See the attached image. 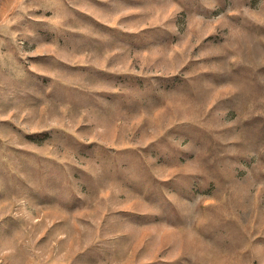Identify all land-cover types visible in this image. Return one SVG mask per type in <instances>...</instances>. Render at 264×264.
Segmentation results:
<instances>
[{
	"label": "rangeland",
	"instance_id": "obj_1",
	"mask_svg": "<svg viewBox=\"0 0 264 264\" xmlns=\"http://www.w3.org/2000/svg\"><path fill=\"white\" fill-rule=\"evenodd\" d=\"M0 264H264V0H0Z\"/></svg>",
	"mask_w": 264,
	"mask_h": 264
}]
</instances>
